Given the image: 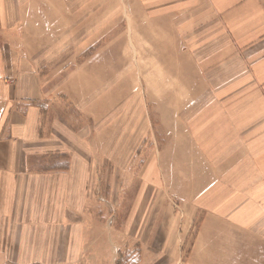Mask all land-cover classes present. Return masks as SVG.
<instances>
[{
  "label": "crops",
  "instance_id": "0c3cea01",
  "mask_svg": "<svg viewBox=\"0 0 264 264\" xmlns=\"http://www.w3.org/2000/svg\"><path fill=\"white\" fill-rule=\"evenodd\" d=\"M148 8L151 18L165 14L162 24L178 38L187 72L176 60L164 65L163 85L180 87L181 95L147 100L164 106L169 121L162 150L142 166V189L137 184L127 196L131 229L146 231L156 210L171 214L175 203L188 229L199 224L190 263L232 262L217 248H244L245 263L263 261L264 0H149ZM60 13H74L68 0H0V264H102L107 259L85 257V248L125 246L107 237L114 231L124 239L117 215L124 194H95L93 183L109 166L108 112L129 103L144 109L145 102L138 87L120 88L123 75L109 73L103 52L78 64L64 54L52 61ZM114 75L120 100L107 97ZM60 101L78 111L62 115L63 125L52 112ZM121 150L116 141L115 157ZM110 199L115 218L106 216ZM132 240L154 244L150 232Z\"/></svg>",
  "mask_w": 264,
  "mask_h": 264
},
{
  "label": "rangeland",
  "instance_id": "374dc122",
  "mask_svg": "<svg viewBox=\"0 0 264 264\" xmlns=\"http://www.w3.org/2000/svg\"><path fill=\"white\" fill-rule=\"evenodd\" d=\"M68 1L69 8L70 10L74 8V13L68 17L66 16V19L61 13L59 14L65 20L59 22V36L55 40L59 42V47H56V51L52 55V61L60 63L63 60L62 54H64L68 56V60L74 59L75 63L78 64L83 62L84 58H93L96 54L103 52L108 57L109 73L119 69L118 74L123 75L120 88L126 92L133 87H138L137 96L142 101V105L143 101L145 102L144 109H140L137 103H129V107L124 106V111L123 107L115 112L113 110L114 114L108 112L107 125L113 133L109 138L107 147L109 166H107V175L102 174L101 179L96 181L95 184L93 183L95 194L105 192L107 194H117V192L124 194L123 206L117 213L119 220L123 219L124 239H121L114 231H108L107 237L109 240L119 244L123 243L125 246L119 252H116L115 248L110 246H107L105 251V248L91 245L85 248L84 256H96L97 261L101 257L107 259V262L102 264H195L190 263L189 260L193 249L191 243L197 233L198 223L188 229V221L185 220L187 216L174 203L172 204L174 211L171 214L166 213L164 210L160 212L156 210L154 215L149 217V222L143 223L147 227L146 231H138V225L136 229L132 230L131 223H129L131 214L126 201L127 196L130 197L137 184V189L140 187L142 189L141 180H139V174L141 176L143 172L142 166L151 154L157 153L160 149L162 150L164 145L163 131H167L164 128L169 121L164 119V115H168L167 110L158 103L151 104L149 107L147 106V100L152 103L153 100L163 98L167 92L169 94L171 91L173 95L178 97L181 95L180 87L171 88L163 85L164 65L172 63L173 67V61L176 60L174 61L177 62L175 64L176 68L180 70L181 65L185 63L183 56L180 55L178 38L174 37L173 31L164 28L165 14H158L152 18L148 16L153 11V8H148L149 0ZM161 9L165 10L164 7H161ZM57 10H60V7ZM148 17L150 18L149 22ZM167 19L166 21L170 22V19ZM169 22L167 23L169 24ZM149 50H156V52H152V55L149 56ZM122 57L124 64L121 63ZM186 60L188 62V59ZM116 63L119 64L118 67ZM185 68L186 65H184L183 71L180 70V72L186 74ZM128 75H130V79H127ZM115 77L116 75L109 81L107 97L112 100H120L119 93L121 92L116 88ZM115 92L118 93V96ZM170 106L177 111V108H180V102H171ZM52 112L61 125L64 121L62 115L78 114L77 109L65 101L53 103ZM94 122L92 120L90 123ZM170 122H172L171 118ZM116 141H122V150L118 153L119 157H115V152H112ZM94 143L95 140L93 139V148ZM122 152H124L123 156H121ZM112 153L114 154L112 155ZM94 155L93 159L97 160L98 158H95ZM131 157H134V161L126 167L131 161ZM113 159L123 163V166L116 167L114 163L116 160ZM156 190L159 194H165L164 192H166L159 184ZM110 201L113 202V206L115 204L114 200H109L106 216L110 217L111 215L115 218V208ZM109 220L111 221L110 218ZM120 223L121 221L118 222V224ZM95 232L96 239H99V229ZM149 232L153 238L154 244L152 246H138L132 240L135 238L138 241H144L149 236ZM133 234L136 237H133ZM96 239L93 238L92 243L96 242ZM183 240L186 241H184V245H182ZM217 251L223 254L225 258L232 260V262H220L218 264H264V260L254 262L256 257L252 259L251 263H245L246 253L244 248L238 250L236 248H228V250L217 248ZM206 252L209 254L207 249ZM214 253H216V249L213 251ZM238 259L241 261L239 262ZM90 260L93 259L88 258L87 261ZM85 264L100 263L85 261Z\"/></svg>",
  "mask_w": 264,
  "mask_h": 264
},
{
  "label": "built area",
  "instance_id": "2783aa9c",
  "mask_svg": "<svg viewBox=\"0 0 264 264\" xmlns=\"http://www.w3.org/2000/svg\"><path fill=\"white\" fill-rule=\"evenodd\" d=\"M28 264H43V263H39V262H31V263H28Z\"/></svg>",
  "mask_w": 264,
  "mask_h": 264
}]
</instances>
